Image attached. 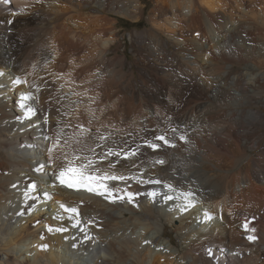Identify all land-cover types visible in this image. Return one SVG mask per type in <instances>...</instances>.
Listing matches in <instances>:
<instances>
[{"label": "bare ground", "instance_id": "obj_1", "mask_svg": "<svg viewBox=\"0 0 264 264\" xmlns=\"http://www.w3.org/2000/svg\"><path fill=\"white\" fill-rule=\"evenodd\" d=\"M149 6L0 2V264H264V0ZM117 16L148 25L128 41ZM176 126L187 140L175 147L143 143ZM61 153L136 179L106 182L123 199L68 188L53 174L66 166Z\"/></svg>", "mask_w": 264, "mask_h": 264}, {"label": "snow or ice", "instance_id": "obj_2", "mask_svg": "<svg viewBox=\"0 0 264 264\" xmlns=\"http://www.w3.org/2000/svg\"><path fill=\"white\" fill-rule=\"evenodd\" d=\"M3 3L7 4L9 3V0H2ZM41 2V0H35V3L39 4ZM11 23V21H9ZM196 35H199V33H197ZM5 75L4 72H0V76ZM27 81H22L19 77H16L13 80V84L14 85H19L22 83H26ZM5 87V85L0 84V88ZM31 94L30 93H21L20 97H19V107L21 109L24 110V119H30L33 115H35V111L32 107L28 106L27 101L30 100ZM17 119H21V117H17ZM47 122V121H45ZM82 127V126H81ZM88 130L84 129L83 132L81 133V135L83 136L84 133H86ZM178 137L179 141H186L187 140V133L180 129L179 126L176 127H169L167 129H165L163 131L162 134L159 135H154L153 139H145L143 141V143L145 145L148 146V148L152 149V150H158L161 147V143L159 142H163V145L169 146V147H175V143H173V141ZM46 139H48L46 137ZM100 140H104L106 139L105 137L101 136L99 137ZM60 140L59 137H57L55 143H53L52 147L48 149V151L51 153L53 151V149H55L57 147V145L59 144ZM78 143H80V141H78ZM65 144H67V141H65ZM139 150V146L137 148H133L127 151H121V152H117L114 151L112 148H109L107 150L106 156H102L100 157L101 160L106 159V157L108 156H123L125 159L129 158V157H133L137 155V152ZM56 159H61L62 161H64L66 163V166H61L60 170L58 172V174L56 172H54V176L55 179L57 181H59V183L61 185H66L68 188H84L86 189L88 192H95L101 196H106L108 199L114 200L117 198L123 199L124 197H116L113 193L116 191V189H110L108 184L106 183L107 181H123L125 179H136L135 177H126L124 175H116L113 173H99L95 170H93V165L95 164L94 160H87L86 163H73L71 160L68 159L67 155L61 153L60 156H57ZM74 159L79 160L80 157H75ZM156 163L159 164H164V160H158L156 161ZM41 166L40 168H37V171L42 170ZM150 183H156V184H160L161 181L160 180H156V181H149ZM13 187H16V185L14 184ZM29 189L34 190L37 185L33 182L31 183L29 186ZM167 187L169 189L172 188V185L169 184L167 185ZM119 191H123L126 194V197L129 201H132L133 198L136 195H139L138 192H132V191H128L126 189H120ZM148 195L155 197L157 195L156 192H150L148 193ZM183 195L187 198V197H192L195 194L191 191L185 192L183 193ZM24 197H25V201L27 202V200L30 198L29 197V192L25 191L24 192ZM164 199L167 200H172L173 197L168 196V195H164ZM61 208H64L65 211L70 212V213H77V209L74 207H70V208H65L64 204L60 205ZM181 211H187V206L185 207H181L180 208ZM28 211H31V208L28 209ZM18 215H23L24 212L21 211L19 213H17ZM204 217L205 220H211L212 219V214L209 213L207 210H205L204 212ZM254 219V218H253ZM78 223V222H77ZM251 221L250 220H245L244 223L242 224L243 229L248 232V233H255L256 229L255 228H250ZM48 231L52 232V231H56V232H65L67 231V229L63 228V227H57L55 229H53L51 226L48 227ZM87 239V237H85ZM247 240L248 241H255L257 239V236L254 234H249L247 235ZM147 243V241H146ZM41 249H45L48 246L47 245H40L39 246ZM208 255L212 256V250L209 249L208 250Z\"/></svg>", "mask_w": 264, "mask_h": 264}, {"label": "rangeland", "instance_id": "obj_3", "mask_svg": "<svg viewBox=\"0 0 264 264\" xmlns=\"http://www.w3.org/2000/svg\"><path fill=\"white\" fill-rule=\"evenodd\" d=\"M145 1H146V4L150 6L152 5L153 0H145ZM117 18L119 19V27L123 29V33L126 36L128 41L130 39L129 33L132 30H134L135 28L142 30V29H145L148 25L145 16L141 20H138V22H133L132 20L125 18L123 16H117Z\"/></svg>", "mask_w": 264, "mask_h": 264}]
</instances>
